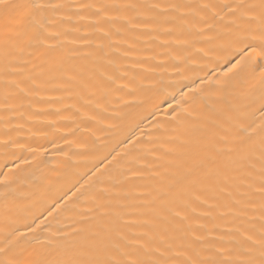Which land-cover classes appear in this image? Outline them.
<instances>
[{"label": "bare ground", "instance_id": "bare-ground-1", "mask_svg": "<svg viewBox=\"0 0 264 264\" xmlns=\"http://www.w3.org/2000/svg\"><path fill=\"white\" fill-rule=\"evenodd\" d=\"M36 2L39 26L0 50V248L64 260L122 232L208 256L258 238L260 69H232V0Z\"/></svg>", "mask_w": 264, "mask_h": 264}, {"label": "snow or ice", "instance_id": "snow-or-ice-1", "mask_svg": "<svg viewBox=\"0 0 264 264\" xmlns=\"http://www.w3.org/2000/svg\"><path fill=\"white\" fill-rule=\"evenodd\" d=\"M43 7L44 5L37 3L36 0H0V50L5 57L13 55L12 42L20 35L16 29L22 26L25 20L34 27L39 26L37 14ZM220 8L226 10L225 15L232 18L231 22L246 33L248 39L244 47L239 50L241 59L232 65V69L241 65L253 70L260 69V75L252 85L253 90L259 92L258 105L254 107V111L259 112L262 117L259 126L262 135L260 187L254 194L259 195L260 209L264 213V0H232L231 3L220 5ZM216 15L219 19H223L219 13ZM211 27L209 25V28ZM250 131L254 133L255 129ZM240 159L250 161L251 154L242 155ZM202 163V161L198 162L193 167ZM160 195L163 199L167 193L162 192ZM261 221L262 227L258 238L254 239L253 236L246 235L238 249L221 247L208 256H201V250L192 245L181 252H173L170 246L161 251L160 247H150L149 242L144 239L146 234L129 238L124 233L118 232L112 237L96 235L81 251L64 260H49L39 255L24 260L14 251V246L10 242L0 248V257H3L0 259V264H264V215L261 216ZM169 252L172 255H167Z\"/></svg>", "mask_w": 264, "mask_h": 264}]
</instances>
